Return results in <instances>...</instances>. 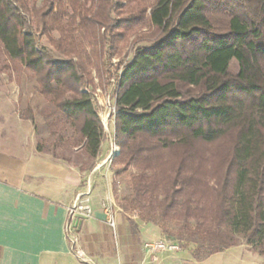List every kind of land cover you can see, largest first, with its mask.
Here are the masks:
<instances>
[{
    "label": "trees",
    "instance_id": "obj_1",
    "mask_svg": "<svg viewBox=\"0 0 264 264\" xmlns=\"http://www.w3.org/2000/svg\"><path fill=\"white\" fill-rule=\"evenodd\" d=\"M136 25L150 44L124 66L114 114L113 162L134 171L130 208L163 235L176 226L198 261L240 239L264 258V0H0L1 53L89 162L105 133L78 45L101 49Z\"/></svg>",
    "mask_w": 264,
    "mask_h": 264
},
{
    "label": "crops",
    "instance_id": "obj_2",
    "mask_svg": "<svg viewBox=\"0 0 264 264\" xmlns=\"http://www.w3.org/2000/svg\"><path fill=\"white\" fill-rule=\"evenodd\" d=\"M2 140L7 144H0V264H264L263 258L240 246L200 261L180 247L176 252H152L145 244L176 243L141 220H133L132 232L117 213L113 233L96 199L78 233V250L88 263L83 262L72 252L65 230L67 209L85 191L82 171L37 152L36 146L14 147Z\"/></svg>",
    "mask_w": 264,
    "mask_h": 264
},
{
    "label": "rangeland",
    "instance_id": "obj_3",
    "mask_svg": "<svg viewBox=\"0 0 264 264\" xmlns=\"http://www.w3.org/2000/svg\"><path fill=\"white\" fill-rule=\"evenodd\" d=\"M139 1L142 2L143 6L148 7L155 0ZM29 2L31 4L32 0H29ZM41 2L42 0H36V5L41 6ZM127 16L128 14H123L121 18L126 19ZM113 18H115L114 15ZM118 33L120 36L115 44L106 43L101 49L77 44L81 57L91 75L92 84L87 89L91 94L105 133L103 146L94 161H86L79 154V148L74 146L73 141L68 140L69 129L67 127L62 128L64 126L62 123L51 129L48 127L47 118L51 116V106L37 93V86L32 76L23 70H14L1 53V50L0 137L9 140L8 144L14 147L20 144L30 148L42 146L44 153L52 158L78 168L82 163L85 166H90L88 170L82 171L81 174L84 188L90 191L91 202L96 199L97 203L100 204L104 196H111L115 213L123 216L126 221H133L134 219L139 220L137 212L130 208L128 204L131 197L130 179L134 171L130 168L124 170L121 164L113 162V157L117 155V153L114 155L115 94L120 74L124 66L132 60L136 47L149 46L150 43L139 41L147 34L146 27L141 25L124 28ZM52 37L55 40L58 39L56 33H53ZM77 42L79 43V41ZM39 44L50 51L54 60L58 62L67 60L66 57L53 50L46 38H42ZM28 110L31 111L32 120H30ZM54 130L60 131L63 138L58 139L55 135H51ZM1 142V145L7 144L3 140ZM116 150L118 151V148ZM83 220L84 218L77 217L73 221V230L77 237ZM176 234L177 227L169 225L168 233L164 236L180 248L190 249L192 252L201 250L200 246L185 240H177ZM238 246L255 253L242 239L239 240ZM77 248L78 246L74 250ZM200 252L203 254L202 251Z\"/></svg>",
    "mask_w": 264,
    "mask_h": 264
},
{
    "label": "built area",
    "instance_id": "obj_4",
    "mask_svg": "<svg viewBox=\"0 0 264 264\" xmlns=\"http://www.w3.org/2000/svg\"><path fill=\"white\" fill-rule=\"evenodd\" d=\"M114 155L118 152L116 146L114 147ZM92 202L90 191L85 189L84 192L80 193L74 199L72 205L67 209V221L65 225L66 230V238L70 244V248L72 252L75 254L77 258L82 259L83 262L85 259L83 258L80 250L78 248L76 250L75 247L78 246V237L75 231L73 230V221L75 218L80 217L84 219H88L92 215ZM100 208L105 217V223L108 228L115 233L116 230V213L114 211V202L111 196H106L100 202ZM145 248L149 249L152 252L156 251H167V252H176L179 251V246L176 244H172L170 242H156L145 244ZM88 263V262H87Z\"/></svg>",
    "mask_w": 264,
    "mask_h": 264
}]
</instances>
